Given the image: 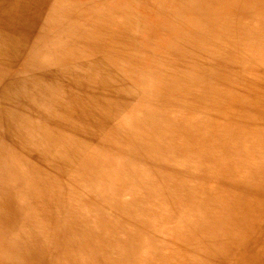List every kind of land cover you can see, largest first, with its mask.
Here are the masks:
<instances>
[{
    "label": "bare ground",
    "instance_id": "6f19581e",
    "mask_svg": "<svg viewBox=\"0 0 264 264\" xmlns=\"http://www.w3.org/2000/svg\"><path fill=\"white\" fill-rule=\"evenodd\" d=\"M147 1L128 0L134 8L124 10L127 4L123 0H0V264H31L32 258L42 264H65L63 258L69 259L74 249L67 245L72 236L70 232L79 228L83 233H95L97 228H80L82 226L78 220L67 215L64 206L75 210L78 206L82 207V201L75 197L72 189L65 187L60 176L72 178L86 192L96 193L99 188L93 181V170L90 169L94 166L89 165L97 164L96 154L100 152L103 132L106 128L113 129L109 139L115 144L120 142L124 133L127 136V132L132 130L130 125L135 123V113L121 111L120 120L115 122L110 117L115 106L113 83L119 80L127 87L134 83V77L144 79L149 76L144 67L130 65L137 50L135 34L148 23V20L140 21L138 17L147 12L142 9L154 7L147 6ZM202 1L207 6L214 2ZM221 1L227 2V6H224L231 19L226 23L227 19L215 17L210 10L212 19L201 17L194 22L191 30L201 37L200 45L205 42L213 44V35H224V39L226 33L229 34L239 24V31L243 33L245 15H264V0ZM140 2L145 6H139ZM158 8L152 9L157 22L165 27L173 24L172 19L177 13L168 10L165 5ZM195 11H192V18L199 17ZM206 26L209 28L204 30ZM248 32V35L237 39L234 37L235 40L230 43L228 41L230 49L225 47L224 52L226 55L230 53L231 57L226 56V63L234 62L237 57L238 60L248 57L264 69V37L258 36L257 32L254 44L255 36H249ZM252 49L260 52V55L256 58L250 56L255 54ZM197 67L204 74L210 72L206 64ZM85 72L89 75L85 76ZM103 74L106 76L102 78L104 81L100 80ZM250 76L254 88L247 90L252 91L253 95L248 107L257 110V117L264 121V71ZM248 107L244 110L246 113ZM201 117L204 116L195 115L193 120L186 119V128H192V132H196V128H199V132H205L206 125L196 127L191 124ZM174 123L171 120L164 124V131L156 139L158 145L153 142V147L159 148L162 157L163 164L160 161L157 163L159 175L157 178L150 177L151 168L143 163L137 165L139 180H152L154 189L151 192L156 199L163 197L159 195L158 188L167 190L170 185L174 187L166 196L171 197L173 193L175 199H181L177 204L182 203L183 198L194 199L191 204L196 213L187 223L183 221L186 226L185 233L182 231L179 235L181 238L188 234L195 237L201 229V243L204 244L201 247L207 248L210 253H219L231 264H264V135L235 124L231 135L227 132V136L207 149L212 156L208 155L205 159L199 153L200 157L191 153L195 160L180 159L177 164L178 158L190 157V152H194L197 146L190 143L191 149L179 157L174 151H167L168 145L173 142L174 148L179 149L180 135L175 136ZM156 132L147 130L150 137ZM212 132V135H216L217 128L213 127ZM150 137L144 132H134L135 146H141ZM206 141H200L201 145ZM231 143L228 148L227 145ZM151 148L150 142L147 143L146 151ZM221 148H226L227 153L223 156L219 153ZM145 159L150 161L147 155ZM35 160L41 164L45 161L59 175H45V171L33 164ZM155 163L153 166H156ZM174 163L176 166H173ZM135 165L133 160L130 170L134 171ZM111 167L117 168V164L112 163ZM203 169L207 173L200 178L199 173ZM170 172L176 174L173 179ZM112 173L116 178L121 175L118 169ZM200 180L205 185L203 189L198 188ZM133 183L132 191L138 197L143 187ZM163 204L159 200L157 205L160 208L169 207ZM53 217L57 218L55 228L44 226L48 221H53ZM147 219L150 221L151 216H147ZM66 224L70 225L67 229ZM25 232L29 233L26 235ZM84 238L78 235L75 240L81 241H76L75 246L80 244L89 250L96 244L90 237ZM228 245L227 256L223 250ZM27 249L28 254L24 255ZM90 252L88 261L76 256V264H90L92 260H97L93 247ZM124 262L117 259L112 263ZM186 264L204 262L195 255Z\"/></svg>",
    "mask_w": 264,
    "mask_h": 264
},
{
    "label": "rangeland",
    "instance_id": "374dc122",
    "mask_svg": "<svg viewBox=\"0 0 264 264\" xmlns=\"http://www.w3.org/2000/svg\"><path fill=\"white\" fill-rule=\"evenodd\" d=\"M182 1L148 0L147 6L154 7L151 9L146 7V9L141 10H147V12L144 11L145 15H139L138 19L140 21L148 20V23L145 27L139 26L141 28L139 32H134L136 33L134 40L136 43L135 49L137 50L130 65H136L139 68L144 67L145 70H148L149 76L144 79H137L133 76L135 80L134 83H130L127 87L123 86V83L119 80V82L117 81L116 83L114 81L113 83L115 85L113 90L115 106L112 105L114 109H112L110 117L114 122L116 120L119 121L120 115L122 114L121 111H124L129 114L135 113L136 118H133L135 123H131L130 125L132 126V130L127 132V136L126 133H124L121 138L122 140H119L120 142L117 141L114 144V141L109 139L113 129L106 128L103 132L102 143L99 146L100 152L98 155L96 154L97 164L91 163L89 165L94 166V168L90 169L93 170V181H96L95 184L100 191L94 192L95 194L86 192V190L82 189L79 183L72 178L67 179L60 176L64 181L65 187L67 189H72L75 197L77 196L82 201V207L78 206L75 210H69L67 206H64L67 215H72L70 216L72 217L71 219H77L80 226H82L80 228H97L95 233H83L79 231V228L72 231V233L70 232L72 239L69 237L67 245L69 248L74 249L69 259L63 258L65 264H76V256H82L85 260L89 259V255L92 253L90 252L92 247L96 252L97 260H92L90 264H113L112 262L117 259L125 260L123 264H161V262L163 264H186L189 259L195 255L198 256L204 264H231L222 255H219V253H210L207 248L201 247L204 245L201 243L203 230L199 229L195 237H191L190 234L183 238L179 236L182 234V231L185 233V223L195 216L196 209L194 205L191 204L194 199L183 198L181 201L182 203L177 204V201L180 202L181 199H175L173 193L171 197L166 196L169 194V191L171 192L173 189V185L168 186L167 190H162V187L160 189L158 188L159 195L163 197L156 199L155 195L151 192L152 189H154L152 180L149 179L147 182L143 180L141 182L139 180L140 174L138 173L137 165L147 163L148 167L151 168H149L150 177L154 176L157 178L159 175L157 163L158 161L162 163V157H160L161 153L158 150L159 148L153 147V145L154 143L158 145L156 139H158L159 134L164 131L166 127L164 124L171 120L177 123H174V128L176 127L174 132L175 136L180 135V144L177 145L179 149H176L174 148L175 142L170 143L168 149L166 146L167 151H174L177 157H179L182 153L191 149L190 143H196L197 146H195L194 152H190V157L178 158V160H176L177 164L180 163V159L195 160L196 157L191 156V153H195L198 156L200 154L206 159V156L211 155L207 149L216 145L225 135L227 136V132L231 135V131L234 130L233 127L235 124L255 134L264 135V121L257 117V110L248 107V101L252 100L253 95L251 94L252 91H247L248 88H254L251 84L252 79L250 75L262 73L264 69L253 59L250 60L251 58L248 57L242 58L241 60H238L237 57L234 62L227 64L226 56H228V58L231 56L230 53L226 55L224 52L225 47L230 49L228 45L231 40H235L234 37L237 39L238 37L248 35V30L250 31L249 36H255L258 32V36L264 37V15H245L243 18V33L239 31L241 29L239 24V26L236 25L237 27L235 26L232 28L229 34L228 32L226 33V38L224 37V39H222L224 35H213V44L208 45V43L205 42L204 45H200L201 42L199 38L201 37H197L196 33L191 30L192 25L194 22H198L201 17L212 19L210 10L212 15H215V17L221 16L220 18L224 17L227 19L226 23H228L231 17L227 15L226 11L228 9H225L227 2L214 0L213 5L207 6L204 5V1L202 0ZM197 1L198 3H196ZM123 3L127 4L124 10L126 8L133 10L134 7L128 0H123ZM224 4H226V6H224ZM160 5H165V8L174 10L173 13H177L175 14V18L172 19L174 20L173 24L168 27L160 25L156 20V16L154 17L153 15L154 10L152 9L159 10L158 7ZM139 6H145V4L140 2ZM240 9L242 10L241 6ZM195 10H197L199 17L192 18V11L196 12ZM207 28L209 27L206 26L204 30H207ZM260 29L262 30L260 31ZM221 39L224 42H222ZM253 42L254 44L256 43V36ZM254 49H252V52L255 54L252 53L253 55L250 56L256 58V56L260 55V52ZM200 64L207 65L208 70L210 69V72H208L209 74H204L202 71H199L197 66ZM110 73H112V71ZM84 74L85 76L89 75L88 72ZM209 75L210 77H208ZM99 77L101 76L99 75ZM102 78H106L105 74H103L100 80H102ZM247 97L248 99H246ZM234 101L235 104L233 103ZM209 103H211V106ZM247 107L249 109L246 113L244 110L245 108L247 109ZM205 110L207 113H205ZM195 115H203L204 117H201L195 122L192 121L191 124L194 126L197 125L196 127L200 124H204L206 125L205 128L207 129L205 130L207 132H199V128L194 129L196 132H192V128V130L186 128V119H192ZM225 117L228 119H225ZM146 120L147 122H145ZM248 120L251 122L249 123ZM158 124H160V127ZM218 126L222 127L220 128ZM213 127L217 128L220 134L215 133L216 135H212ZM147 130L157 132L150 137L147 134ZM183 131H185V133ZM134 132H144V134L150 138L144 141V143H141V146H137V144L135 146L133 141ZM198 137L202 139L199 140ZM200 141L206 142L201 145ZM149 142L153 149L151 148V150L146 151L147 143ZM231 145L232 143L227 145L228 148ZM201 148L202 150H200ZM219 153L223 156L224 153H227L226 148L219 149ZM146 155L150 158L151 162L147 159L144 161V156ZM163 159L167 163L164 157ZM133 160L136 162L134 171L130 170V165ZM262 161L263 160H261V162ZM153 162H156V166H153ZM112 163H116L117 168H112ZM176 163H174L173 166H176ZM33 164L35 166L38 165L37 167L45 171V175H59L55 172V168L46 165L45 161L41 164L35 160ZM115 169H118L119 173L121 172L120 177H114L115 175H113L112 172L116 171ZM206 173L207 170L203 169L199 173L200 178H203ZM170 174L171 179L176 176L173 172H170ZM184 178L186 177H182L181 179ZM21 182L24 183V180H21ZM133 182L143 187L142 193L138 197L132 191V187H134ZM144 185L146 186L144 187ZM204 187L203 181L200 180L198 188L203 189ZM144 189L145 191H143ZM150 193L151 195H149ZM85 198L89 200H85ZM195 199H198V197L195 196ZM159 200L164 203L163 205L169 207L160 208L157 205ZM28 212L32 213V211ZM155 212H157L156 215ZM73 214L75 216H73ZM27 216H29V213H27ZM147 216H151L150 221H148ZM56 219L57 218L53 217V221H48L44 226L47 228H55ZM183 221H185V223H183ZM18 224L19 220L17 222V229L19 228ZM69 226L70 225L67 226L66 224V229L69 228ZM166 229H172V231H167ZM28 233L29 232H25L26 235ZM51 234L52 233H50V236ZM78 235H80L81 238L85 236L84 239H87L86 236L90 237L96 244L89 247V250H85L80 244L75 246L76 241H81V239L75 240ZM128 240H130V242ZM195 244H197V246H194ZM229 247L230 245L225 246L226 249L223 250L225 252L224 254L227 256L229 252H226L230 249ZM124 251L126 253H124ZM156 252L158 254H156ZM27 254L28 249L24 252V255ZM183 259L184 261H182ZM70 260L72 261L70 262ZM30 263L42 264L34 258L31 259Z\"/></svg>",
    "mask_w": 264,
    "mask_h": 264
}]
</instances>
